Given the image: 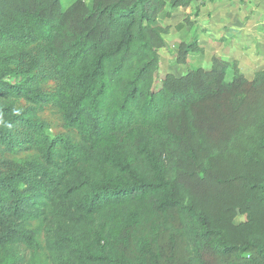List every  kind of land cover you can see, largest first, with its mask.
I'll return each mask as SVG.
<instances>
[{
    "label": "trees",
    "instance_id": "1",
    "mask_svg": "<svg viewBox=\"0 0 264 264\" xmlns=\"http://www.w3.org/2000/svg\"><path fill=\"white\" fill-rule=\"evenodd\" d=\"M193 1L0 0V264H264V69L214 54L155 87Z\"/></svg>",
    "mask_w": 264,
    "mask_h": 264
},
{
    "label": "rangeland",
    "instance_id": "2",
    "mask_svg": "<svg viewBox=\"0 0 264 264\" xmlns=\"http://www.w3.org/2000/svg\"><path fill=\"white\" fill-rule=\"evenodd\" d=\"M72 1L73 0H60L63 8H65ZM84 1L88 4L91 2V0ZM233 2H239L241 4L247 5L246 18L242 17V14L237 11L235 6L232 7ZM198 6L199 10L201 6H204L200 11V17L202 19L199 18V20H197L198 16L193 15ZM260 6L261 3H258L257 0H199L193 1V3L185 8L171 10V16L167 19H164L163 21V24H171V27L169 32L163 35L166 45L159 49V65L158 74L155 79V87L159 86L160 79L164 74L172 73L180 76L185 72H182V68L179 63L175 62V54L177 52V44L181 41H191L192 34L190 35V31L187 30L189 28L188 25L185 26V28L179 30L175 28V24L183 21L187 16L191 21L197 20V23L200 25L208 24L207 26L211 28L210 33H206L200 38V42L203 44V48L206 50L202 57L204 59L211 58L214 54H216L215 52H218L219 49H222L219 47L218 41L217 39H214V37L216 36V31L218 29L224 28L232 35L235 34V29L238 28L240 32H236L238 34L237 36H234L235 40H238V44L244 46V48L246 47L244 50L252 48L251 51H253L254 48H258L261 52V47L259 45L264 43V35H262V33H264V24H259L258 26L255 23L252 24L247 22L249 19L247 16L248 13L251 15L250 11L255 10L258 14L259 11H257V8ZM198 30L201 31L200 28H198L197 31ZM196 42L198 43L199 41L196 39ZM222 55L229 57L230 54L228 55L223 53ZM243 56H245V54ZM243 56L238 57L244 60V63H241L239 60V64L243 66V68H246L243 72L247 74V76L251 77L254 67L257 65ZM258 64L262 65L261 69L264 68L263 61L258 62ZM240 65H238V67ZM41 119L45 121L48 127V133L51 136L66 133L67 130L63 126L60 112L55 108V105L49 106L43 113H41ZM3 157L10 161L12 165H16L33 159L34 154L32 151L28 150H17L15 152L6 151L3 153ZM240 220H242V216L236 218V221Z\"/></svg>",
    "mask_w": 264,
    "mask_h": 264
},
{
    "label": "crops",
    "instance_id": "3",
    "mask_svg": "<svg viewBox=\"0 0 264 264\" xmlns=\"http://www.w3.org/2000/svg\"><path fill=\"white\" fill-rule=\"evenodd\" d=\"M257 2L261 3V6L257 8V11H259V13L257 14L255 10L250 11L251 15H249V13H248L247 16L249 19L247 20V22H250L252 24L255 23L256 25L259 26V24H264V0H261V1L257 0ZM262 4H263V7H262ZM233 6H235L237 8V11L242 14L243 18H246L247 5L241 4L239 2H233L232 7ZM203 7L204 6H201L200 11L202 10ZM200 16H201V13L197 17V20H199V18H201ZM197 20H193L194 22L196 21L195 25L191 29H187V30L190 31V35L192 34V31L196 32L197 40L199 41L198 45L203 48V44L200 42V38L202 37V35H204L206 33L209 34L211 28L209 26H207L208 24H203V25L198 24ZM198 28H200L201 31H199V30L197 31ZM236 32L239 33L240 30L238 28H236L235 34L232 35L225 28L224 29H218L216 31V36L214 37V39H217L219 47L222 49H219L218 52H215V53L219 56H222V58H225L229 61H233V60L237 61L238 65H240L239 60L241 63H244V60L240 59L238 57H241L245 54V56H243L244 58H248L252 63L257 65L254 67V70H253L251 77L247 76V74H245L243 72L246 68H243V66H241V65L239 66V67H241L240 70L242 71V73L248 79H251L254 75V72L262 68V65L258 64V62H260V61L264 62V43L259 45L261 47V52L258 48H254L253 51H251L252 48L244 50L246 47L244 48V46L238 44V40H235V38H234V36H237V34H238ZM262 35H264V33H262ZM262 35H261V38H262ZM186 41H188V40H186ZM256 42H257V40H256ZM205 51H206L205 48H203V52H199V51L190 52L188 54L187 63L179 64L182 68L181 71L184 72L187 67H196V66L208 67L210 65V61H211L210 59L211 58H205V59L202 58ZM223 53H226L228 55L230 54V55H229V57H227L225 55H222Z\"/></svg>",
    "mask_w": 264,
    "mask_h": 264
}]
</instances>
